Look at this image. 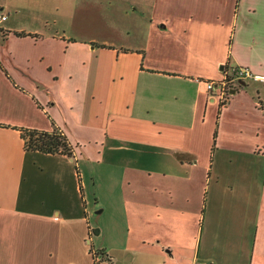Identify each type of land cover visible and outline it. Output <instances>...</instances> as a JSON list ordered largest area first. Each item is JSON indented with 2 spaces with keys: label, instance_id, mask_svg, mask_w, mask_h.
<instances>
[{
  "label": "crops",
  "instance_id": "obj_1",
  "mask_svg": "<svg viewBox=\"0 0 264 264\" xmlns=\"http://www.w3.org/2000/svg\"><path fill=\"white\" fill-rule=\"evenodd\" d=\"M129 1L103 42L0 2V264H264V83L197 81L264 76V0ZM56 128L72 155L27 148Z\"/></svg>",
  "mask_w": 264,
  "mask_h": 264
},
{
  "label": "rangeland",
  "instance_id": "obj_2",
  "mask_svg": "<svg viewBox=\"0 0 264 264\" xmlns=\"http://www.w3.org/2000/svg\"><path fill=\"white\" fill-rule=\"evenodd\" d=\"M3 1H7L13 6V11L17 12L14 15L17 17L27 20L24 18L27 16V21L33 20L35 22L34 27L59 30L67 34L78 33L82 38L93 39L98 42L108 41L110 36H113L111 39H119L118 31L122 35L124 34V28L130 25L131 13L134 11L133 7H130L129 0H0V2ZM3 10L9 17V7ZM246 81L242 80L241 82ZM241 82L240 85H242ZM89 103L86 105V116L88 113L106 111V107L104 106V108L99 101H89ZM95 113L87 120H94ZM108 214L107 209V213L98 215L104 224L101 225L102 234L100 236L94 235L93 241L96 245L103 240L111 243V225L106 224L109 221ZM93 222L95 224V220Z\"/></svg>",
  "mask_w": 264,
  "mask_h": 264
},
{
  "label": "trees",
  "instance_id": "obj_3",
  "mask_svg": "<svg viewBox=\"0 0 264 264\" xmlns=\"http://www.w3.org/2000/svg\"><path fill=\"white\" fill-rule=\"evenodd\" d=\"M17 35H24L25 33L16 32ZM105 46V45H102ZM22 135L26 140V146L28 149L40 150L46 153H64L72 155V146L69 144L67 136L59 129L53 131L43 130H30L24 129ZM98 229H93L95 234ZM91 252L94 259V264H113V260L108 255V252L102 248H95L91 244ZM97 257H100V262L96 261Z\"/></svg>",
  "mask_w": 264,
  "mask_h": 264
},
{
  "label": "built area",
  "instance_id": "obj_4",
  "mask_svg": "<svg viewBox=\"0 0 264 264\" xmlns=\"http://www.w3.org/2000/svg\"><path fill=\"white\" fill-rule=\"evenodd\" d=\"M8 19V15L0 8V25ZM242 80L260 81L264 83V76L255 74L249 67H229L220 80L197 79L206 85L213 99L224 104L231 95V89L240 85ZM100 257L96 261L100 262ZM101 264V262H100Z\"/></svg>",
  "mask_w": 264,
  "mask_h": 264
},
{
  "label": "water",
  "instance_id": "obj_5",
  "mask_svg": "<svg viewBox=\"0 0 264 264\" xmlns=\"http://www.w3.org/2000/svg\"><path fill=\"white\" fill-rule=\"evenodd\" d=\"M241 84H242V85H244V84H245V82H241Z\"/></svg>",
  "mask_w": 264,
  "mask_h": 264
}]
</instances>
